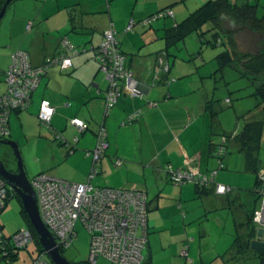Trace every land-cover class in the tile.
<instances>
[{"label":"crops","instance_id":"obj_1","mask_svg":"<svg viewBox=\"0 0 264 264\" xmlns=\"http://www.w3.org/2000/svg\"><path fill=\"white\" fill-rule=\"evenodd\" d=\"M35 1L17 0L0 20V96L6 91L4 75L16 51L25 52L30 64L39 67L63 52L61 42L66 39L72 67L62 71L57 65L49 66L33 90L27 110L8 114L7 138L17 142L21 152L22 147L36 149L30 159L22 155L30 179L45 173L67 182L85 183L92 167V159L85 153L94 149L96 133L103 127L108 147L95 166L97 174L91 183L145 193V260L149 259L150 264H242L253 258L258 264L262 253L248 251L246 259H241L233 250L236 236L249 232L242 224L260 208L261 199L253 192L256 177L245 170L236 143L231 145L234 154L222 160L223 169H218V160L208 150V145L218 140L211 137V131H220L215 119L210 126L204 109L210 94L208 75L197 77L193 69L180 68L170 71L168 75L175 81L168 85L164 83L167 76L164 81L152 80L164 60L156 54L164 51L165 31L179 23L176 17L185 15L184 8H174L176 0H136L131 13L116 18L112 0H105L104 10L98 8L99 0H50L39 1L40 5ZM132 3L130 0L125 4L130 7ZM166 7L171 9L169 18L173 21L167 18L151 26L139 25ZM99 11L103 14H97ZM73 12L86 16V27L76 25ZM130 21L133 26L127 31ZM110 28L115 30L126 67L143 94L132 99L125 93L106 115L107 82L92 50ZM43 100L54 107L50 124L73 147L72 151L39 123L37 114ZM137 111L139 118L126 125L125 117ZM74 118L88 124L86 132L81 134L71 125ZM21 133L24 143L17 138ZM261 144L259 174L264 176V135ZM117 160L119 166L115 165ZM168 168L212 171L214 183L231 187L232 191L218 195L211 186L208 192L198 193L192 184L174 185L169 181ZM184 249L187 257L181 254Z\"/></svg>","mask_w":264,"mask_h":264},{"label":"built area","instance_id":"obj_2","mask_svg":"<svg viewBox=\"0 0 264 264\" xmlns=\"http://www.w3.org/2000/svg\"><path fill=\"white\" fill-rule=\"evenodd\" d=\"M164 16H172L170 10H165ZM156 17L144 20L145 24L154 21ZM130 21L127 31L131 30ZM63 52L56 57L47 59L42 66L34 67L23 51H16L11 55L10 65L5 72L4 82L6 91L0 96V139L9 136L8 114L12 111H26L29 107L31 94L42 75L51 65H57L62 71L72 67L70 46L66 39L62 42ZM94 60L99 70L108 82L106 91L105 111L114 107L121 95L128 93L131 98L141 97L142 89L133 79L132 73L124 67L125 57L118 50L116 32L112 28L103 32V39L93 50ZM166 68V67H165ZM54 107L47 101L40 103L37 119L39 123L49 129L54 139L65 144L62 135L56 132L51 124ZM134 112L128 116V121L138 116ZM71 125L78 132L86 131L87 123L74 118ZM106 131L101 127L96 133V145L90 152L85 153L92 159L91 171L85 183H71L48 174L40 173L30 180L33 188L41 220L53 236L59 251L68 248L75 238L74 227L81 224L90 237L89 262L95 264L102 258L109 264H141L143 251L147 243V198L144 192L125 188L98 187L91 183L96 175L94 165L104 156L108 147ZM77 142V138H74ZM71 148L69 144H66ZM121 162L117 160L116 166ZM169 179L174 185L193 184L202 187L212 182L214 173L209 177L201 173L185 170H167ZM260 187L257 193L261 198L260 208L254 212L253 221L264 224V176H259ZM6 186L0 179V211L4 207ZM199 187V188H200ZM229 192V187L215 185V193L223 195ZM33 238L29 230L21 229L8 239L3 237L0 227V251L7 257V247L14 251L26 248ZM181 254L186 256V251ZM31 264H50L37 254Z\"/></svg>","mask_w":264,"mask_h":264},{"label":"trees","instance_id":"obj_3","mask_svg":"<svg viewBox=\"0 0 264 264\" xmlns=\"http://www.w3.org/2000/svg\"><path fill=\"white\" fill-rule=\"evenodd\" d=\"M15 1L17 0H12L11 2H9L7 4V8ZM6 2L7 0H0V12L3 6L6 4ZM165 10L171 11L169 7H166L150 15L146 19L156 17V19L154 20L156 22L159 19L169 18V16L162 15L165 12ZM226 17H229L231 20L235 21V23H239V25L240 24L245 26L247 25L252 30L254 29L253 31L264 34V11L261 16H258L257 4L250 3L248 0H239L237 2H232V0H208L205 4H203L202 6L191 12L181 22L175 23L174 26H171L166 29L164 35V43H165L164 51L156 54L159 59L161 60L164 59L162 61V63L163 62L164 63L163 64L159 63L158 65L160 69L159 74L161 72V75L163 76L161 78V75L157 74L158 76L157 77L153 76L152 80L155 81L156 79L157 82H160L162 80L164 81L165 78L164 76H167L164 81L165 84L168 85L173 81H175V79L170 78L168 75L172 70L171 66L175 62L174 59L172 60V62L170 61V63H168L170 57L173 58V56H171V53L169 51L170 49L174 48L179 42L184 41L189 35L195 34L198 37L201 44H204L206 46L210 45L213 47L215 46L226 47V49L223 52L217 54L216 57L214 58L217 61V65H218L217 70L223 72L225 68L231 67L234 68L236 71H239L241 78L246 79L249 85L253 88V93L251 96H253V98L255 99V106L253 108L251 107L247 110L241 111V113L234 112L233 114L234 123L230 127H228L223 122V119L220 117V114L218 113V108L215 104L216 101L213 99L211 100L208 99L207 102L205 103V108H204L206 117H208L211 127H213L214 119L219 123V124L216 123L215 125L220 126V131H215V132L211 131V137L218 138V140H216L217 141L216 144L212 143L213 144L212 146L211 144H209L208 150L210 151L211 155H213L218 160V169H223L224 165L222 163V160L224 159V157H226L229 154L230 151L233 153L234 149L231 147V145L236 143L238 146L237 151L240 152L244 157L245 170L248 172H252L256 177L255 187L253 189V192L256 195H258L259 199H261L259 194L257 193V189L260 187V183H259L260 168H259L258 155L262 145L261 144L262 136L264 135L263 134L264 133V46L261 49L257 50L254 54L237 52L234 49V42L232 41V38L229 37L228 35L229 31L224 29L221 25V22ZM143 21H141V25L146 27L151 26V24L155 23L154 21H152L148 24H145ZM207 33L210 34L211 39L206 41L204 37ZM118 50L120 52L119 44H118ZM120 53L122 54V52ZM124 67L126 68V70L131 72L130 69L126 67V59H125ZM207 80H209V77H207ZM107 87H108V82H107ZM214 90H216V88H214L213 91ZM209 92L210 94L212 93L210 88H209ZM210 94H209V98L211 96ZM105 97L106 94L104 95V110L106 107ZM227 101L228 103L230 102L229 99H227ZM111 109L105 111V114L107 115L109 111H111ZM14 112H22V111H14ZM137 112L139 113L138 116L130 121H128L129 115L125 117L126 125H131L134 121H136L139 118L140 111ZM86 131L81 132V134ZM57 142L62 144L63 146H66L67 144V141H65V144L63 142H60V140L59 141L57 140ZM70 150L72 151L73 147L69 148V151ZM96 164L93 167V169L95 170H96L95 167ZM211 172L212 171L201 174L209 177L211 175ZM96 174H97V170H96ZM215 185L216 184L214 183L212 177V182H210L209 184L207 183L202 187L199 186L200 188L196 184L194 186L196 187L198 193L201 192L206 193L208 192L207 190H209V188L212 186L213 192L215 193ZM231 191L232 188L229 187V192L223 195H228ZM255 211L257 210L256 209L253 210L246 219V222L242 224L248 227L249 232H247V234L245 235H237L235 239L236 243L233 247L235 249L233 250L235 252L237 251L241 259L243 258L246 259L245 258L247 256L246 254H248L249 251L248 238L250 236L252 228L257 226V224L253 221V214ZM21 214L26 222V228L30 231L32 235L33 238L32 242H35V244L38 246V250H37L38 254H44V251L38 244L36 236L29 224V221L27 220L26 215L22 210H21ZM6 250L8 251L7 257L2 256V252L0 251V261H3L5 264H12V262L16 258L17 253L14 251L13 248L10 247H7ZM184 251H186V249H184ZM60 253L62 254V251H60ZM185 257H187V251ZM141 264H150L149 259L146 260L144 259V254ZM258 264H264V253L260 254Z\"/></svg>","mask_w":264,"mask_h":264},{"label":"rangeland","instance_id":"obj_4","mask_svg":"<svg viewBox=\"0 0 264 264\" xmlns=\"http://www.w3.org/2000/svg\"><path fill=\"white\" fill-rule=\"evenodd\" d=\"M39 1L51 2L50 0H37L35 1V4L40 5ZM128 1L130 0L111 1V10L114 11V15L116 18L122 17L124 15V12L131 13L136 0H133V3L130 7L126 6L125 4L128 3ZM176 1V4L173 5L174 8L179 7L181 10L184 8V10L182 11L183 13H185V15L182 16L177 15L176 18L177 20H179L178 22H180L191 12L205 4L208 0ZM237 1L239 0H232V2ZM248 1L253 4H257L258 16H261L264 11V0ZM18 2L15 1L14 3ZM14 3L9 6V9L7 11L14 7ZM97 3L99 5V9L104 10V8H106L104 5L105 0H99L97 1ZM176 9L178 10V8ZM97 14H103V11H99L97 12ZM84 17L86 16L83 15L82 12H79L78 14L76 12H73V18L75 22H77L76 25H79L80 28L86 27V21ZM168 19L169 21H173L170 18ZM139 25H141V23ZM221 25L224 29L229 31L228 35L232 38V41L234 42V49L237 52L254 54L257 50L261 49L264 46V34L253 31L254 29L252 30L247 25H239V23H235V21L231 20L229 17L224 18L221 22ZM1 29L3 30V27ZM204 38L207 41L211 39V36L207 33ZM225 49V46L213 47L210 45L206 46L204 44H201L198 37L195 34H192L189 35L184 41L179 42L174 48L170 49L171 56H173V58L170 57V61L172 62V60L175 59V62L171 66V69L177 70L180 68H191L194 70L193 75H196L197 77L204 76L205 74L208 75V87L212 92L210 94L211 96L209 100L213 99L216 101L215 104L218 108L220 117L223 119V122L226 124V126L230 127L234 123V112L241 113V111L247 110L251 107L253 108L255 106V99L253 98V96H251L253 93V88L249 85L246 79L241 78L239 71H236L231 67L225 68L223 72L217 70L218 65L217 61L214 58L217 54L223 52ZM196 69L198 70V73H196ZM214 88H216V90L213 91ZM227 99L230 100L229 103ZM17 136L21 143H24L26 141L23 138L22 133L21 136L20 134ZM18 147H20L19 144ZM34 151L36 152V149L22 147V152L19 149L21 157L22 155H24L26 160L27 158L30 159L32 157L33 153H35ZM232 154L234 153L230 151L229 156H231ZM0 160L5 161L7 168L16 170L15 157L10 147L0 144ZM28 167H30V165ZM27 177L28 179H30L31 175L28 173ZM0 226L2 227L3 237L6 239L11 237L19 230L26 228V222L21 214V206L16 197L12 196L7 201L6 208L0 214ZM74 232L75 238L73 239L71 245L64 251H62V256L72 263H88L90 241L89 234L79 223L75 225ZM37 250L38 246L35 244V242H31L25 249L16 251V258L12 262V264H31L33 258L37 257ZM43 258L47 260L46 257ZM252 259L253 258L246 260V262L242 264H255L257 261ZM0 264L5 263L3 261H0ZM95 264L109 263L102 258H98Z\"/></svg>","mask_w":264,"mask_h":264},{"label":"water","instance_id":"obj_5","mask_svg":"<svg viewBox=\"0 0 264 264\" xmlns=\"http://www.w3.org/2000/svg\"><path fill=\"white\" fill-rule=\"evenodd\" d=\"M11 1L12 0H7L6 4L3 6L0 12V20L6 11L7 4ZM0 144L12 149L16 161V170L11 172L6 169L3 161L0 160V177L6 181L12 194L15 195L16 199L19 201L21 210L25 213L36 236L37 242L44 251V255L47 257L48 261L51 264H88L72 263L62 256L55 244L53 236L41 220L36 195L25 172L17 142L6 138L0 139ZM256 224L257 226L252 228L248 238V249L256 253H264V224L262 222Z\"/></svg>","mask_w":264,"mask_h":264},{"label":"flooded vegetation","instance_id":"obj_6","mask_svg":"<svg viewBox=\"0 0 264 264\" xmlns=\"http://www.w3.org/2000/svg\"><path fill=\"white\" fill-rule=\"evenodd\" d=\"M3 163H4V166L6 167V169H8L9 171H11V172H14V170L13 169H9V168H7V166H6V164H5V161H3ZM0 179L4 182V185L6 186L5 188H6V198H5V202H4V207L2 208V210L0 211V214L4 211V209L6 208V205H7V203H6V200L8 199H10L12 196L13 197H15V195H13L12 194V192H11V189H10V187L8 186V184L6 183V181H4L1 177H0ZM11 195V196H10ZM7 200V201H8ZM2 228V227H1ZM25 229H27V228H25ZM28 230V229H27ZM25 249V248H24ZM61 251H64V250H61ZM16 252V251H15ZM43 257H45V255L43 254Z\"/></svg>","mask_w":264,"mask_h":264},{"label":"clouds","instance_id":"obj_7","mask_svg":"<svg viewBox=\"0 0 264 264\" xmlns=\"http://www.w3.org/2000/svg\"><path fill=\"white\" fill-rule=\"evenodd\" d=\"M49 262V261H48ZM50 263V262H49ZM51 264V263H50Z\"/></svg>","mask_w":264,"mask_h":264},{"label":"bare ground","instance_id":"obj_8","mask_svg":"<svg viewBox=\"0 0 264 264\" xmlns=\"http://www.w3.org/2000/svg\"><path fill=\"white\" fill-rule=\"evenodd\" d=\"M149 19V18H148ZM155 22V21H154Z\"/></svg>","mask_w":264,"mask_h":264}]
</instances>
